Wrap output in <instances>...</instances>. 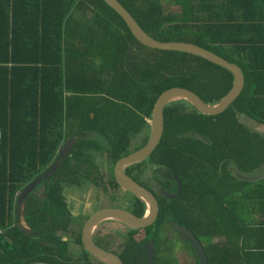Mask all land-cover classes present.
<instances>
[{
    "label": "trees",
    "instance_id": "obj_1",
    "mask_svg": "<svg viewBox=\"0 0 264 264\" xmlns=\"http://www.w3.org/2000/svg\"><path fill=\"white\" fill-rule=\"evenodd\" d=\"M118 2L150 39L195 45L244 76L240 95L221 114H200L182 100L163 108L162 134L146 159L168 193L177 188L172 175L181 189L172 199L158 195L156 219L144 229L153 264H175L161 255L157 238L164 228L176 234L171 223L196 237L208 264H264V177L248 181L231 170L249 174L264 164V138L238 119L264 124V50L250 33L256 18L264 21V0ZM231 85L227 69L204 59L142 47L102 0H0V242L13 255H0V264H70L56 234L72 221L63 195L72 161L93 165L90 154L100 153L113 165L143 147L152 104L166 89L185 88L214 104ZM64 140L73 143L70 156L44 179ZM136 199L132 212L140 217L144 204ZM143 247L129 237L123 264H145Z\"/></svg>",
    "mask_w": 264,
    "mask_h": 264
},
{
    "label": "water",
    "instance_id": "obj_2",
    "mask_svg": "<svg viewBox=\"0 0 264 264\" xmlns=\"http://www.w3.org/2000/svg\"><path fill=\"white\" fill-rule=\"evenodd\" d=\"M105 5L115 11L126 24L129 29L131 36L134 40L149 50L160 51V52H175L181 54L192 55L201 59H204L211 64L218 65L222 68L227 69L232 75V85L230 90L225 94L217 103L209 104L201 99L194 92L179 87H172L162 91L155 99L152 104L150 111V117L147 121L148 125V136L145 144L142 148L130 153L129 155L119 159L114 166V178L119 187L129 192L130 194L139 198L144 204L143 214L139 217L133 213L118 209V208H103L92 213L85 224L82 227L80 241L84 251L96 259L102 264H122L121 261L114 255L104 252L97 248L90 239L91 233L94 228L101 222L114 221L118 222L129 229L139 231L150 227L157 214V203L152 195L142 188L139 184L134 182L131 178L126 176L123 172V168L127 165L137 163L148 157L154 148L157 146L161 134H162V111L163 108L174 101H186L200 114L215 116L224 112L232 102L240 95L244 86V76L239 66L233 63H228L223 59L217 57L211 52L201 49L195 45L185 43H159L150 39L147 34L141 29L136 23L134 18L128 13V11L118 2V0H102ZM67 154V151L65 152ZM62 156H58L54 165L46 173V177L51 175L60 162ZM177 181V189L174 193L170 194L162 191L166 199L174 198L181 189V183L178 177L175 176ZM34 185L28 186L21 193V199H24L29 192L33 190ZM171 226L175 233L185 241L194 252L198 264H208L206 254L204 252L203 245L196 239V237L185 227L171 223ZM16 227L23 233H28V230L22 224H17ZM152 241L144 243V263L153 264L152 262ZM31 264H46V263H31Z\"/></svg>",
    "mask_w": 264,
    "mask_h": 264
},
{
    "label": "flooded vegetation",
    "instance_id": "obj_3",
    "mask_svg": "<svg viewBox=\"0 0 264 264\" xmlns=\"http://www.w3.org/2000/svg\"><path fill=\"white\" fill-rule=\"evenodd\" d=\"M135 140H137V138ZM135 140L132 142V144H135L136 142ZM138 149L140 148H137L136 150ZM68 156H70V153L66 157ZM90 156L91 157L94 156V159H92L93 165L87 164L86 162H85L86 164H81L79 161L75 159V161H72L73 170L70 173V177L63 180V182H65L64 184L61 183L64 185L63 195L67 202L68 208L70 210V215L72 216L71 222L73 221L77 222L73 224L77 228L76 232L72 231L70 235L72 237V245L70 247L76 250L75 251L76 258L71 257L70 253L69 254L67 253L66 255V258H68V262L70 264H102L96 259L89 256L82 247V244L80 241V235H81V230H82L83 225L85 224L88 217L92 213L100 209H103V208H118V209L126 210V211L133 213L132 211L135 208V204L137 200L136 196L130 194L129 192L125 191L124 189H122L121 187L117 185L115 178H114V166L116 163L113 165L108 163L100 153H91ZM146 161L147 159L145 158L142 161H139L137 163L127 165L123 168V172L126 176H128L134 182L142 186V188L147 190L152 195V197L155 199L157 203V197L160 194V192L165 191L168 193V191L162 187L163 182L161 183L160 180H162L163 177L161 176V174L154 169L153 165H151L149 162L146 163ZM141 162L143 164H139ZM135 164H139V166ZM172 176H173V179L175 180V175H172ZM154 178L156 179L158 184H160L159 186L155 184ZM143 180H145L146 184L148 183L150 184L149 185L150 188L147 187L148 185H146ZM175 182L177 185L176 180ZM106 195L110 196V206L99 207L97 209L92 208L94 205L99 204V202L103 198H105ZM125 195H127L126 197L127 199L125 198ZM89 196H91L90 202L88 201ZM71 198L73 199L74 206L71 203H69L68 199H71ZM87 203H90L88 205L89 207L88 206L84 207L85 204ZM72 210L76 211V213L72 214ZM80 222L82 223L81 226L78 225ZM109 223H114V224L121 226V228L124 231L123 233H121L118 230H116V232L119 233V235L116 237L119 238L120 241L123 243L121 249L119 250H117V248L109 247L108 244L104 240L98 238L96 235L99 232L98 229L101 227L102 224H109ZM123 226L124 225L118 222L104 221V222L99 223L94 228L90 236L91 242L97 248L101 249L104 252H107V253H110L116 256L121 261L122 264H123L122 259H121L123 255L122 252L125 249L127 243L129 242V237L132 238L136 243H140V242L145 243V242L152 241V240H145V234L139 240L136 239V236L139 234V232L144 231V230H139L137 232H135L134 230L133 232H131L128 230L129 228H127L126 226L124 227ZM174 235L176 236V241L178 242V244H180L181 246H184L186 242L183 241L177 234H174ZM77 238H78V242H77ZM161 253H163V251H161ZM188 253L190 252L187 251V254H186L190 259L189 264H198L195 254H194L195 257H193L191 253H190V256L188 255ZM152 256H153V253H152ZM143 258H144V254H143ZM64 262H65L64 259L59 260V263H64Z\"/></svg>",
    "mask_w": 264,
    "mask_h": 264
},
{
    "label": "rangeland",
    "instance_id": "obj_4",
    "mask_svg": "<svg viewBox=\"0 0 264 264\" xmlns=\"http://www.w3.org/2000/svg\"><path fill=\"white\" fill-rule=\"evenodd\" d=\"M168 9L172 13L177 12V8L174 7V6H171ZM199 93L205 95L206 97L210 95V91L209 90H204V88H201V87L199 89ZM95 138L99 140L98 137H95ZM91 159H94V156H92ZM62 172H64V171H62ZM143 181L146 184L145 180H143ZM154 182H155L156 185H158V186L160 185V184H158V182L156 181L155 178H154ZM146 185H148L147 187L150 188V186H149L150 184L149 183L146 184ZM38 192H39V190H37L35 192V194H38ZM161 192H160V194H161ZM126 197H127V195H125V198ZM88 199H89L88 201L90 202L91 196H89ZM68 200H69V203H71L74 206L73 199L71 198V199H68ZM89 204L90 203L85 204L84 207L88 206ZM104 206H110V196L109 195H106L105 198H103L99 202V204L94 205L92 208H96L97 209L99 207H104ZM75 213H76V211L72 210V214H75ZM71 223H69V228H68L67 232H65V233L64 232H59V233L56 234V236L59 237L60 239H62L67 244L68 248H67L66 255H67V253L68 254L70 253L71 257L76 258V253H75L76 250L72 249V247H70L72 245V237L70 235H71L72 231L76 232L77 228L73 224H75L77 222L73 221ZM81 224L82 223L80 222L78 225L81 226ZM116 230H118L121 233L124 232L123 229L121 228V226H119L117 224H114V223L102 224L101 227L98 229L99 232L96 235H97L98 238L104 240L108 244L109 247L117 248V250H119V249H121L123 243L120 241L119 238L116 237V236L119 235V233L116 232ZM167 233H169V234H167ZM144 234H145L144 231H140L139 234L136 236V239L139 240L140 238L143 237ZM157 238H158V241H159V247H160L161 251H163V254H161L163 257H166L168 260H170L172 262H175V264H189V260L190 259L186 255L187 254V249H186L185 244L183 243L185 247L181 246L180 244H178V242L176 241V236L174 235V233L172 231H170V229L164 228L161 231H159V233L157 235ZM217 241H221V240H216V242ZM188 255L190 256V253H188Z\"/></svg>",
    "mask_w": 264,
    "mask_h": 264
},
{
    "label": "crops",
    "instance_id": "obj_5",
    "mask_svg": "<svg viewBox=\"0 0 264 264\" xmlns=\"http://www.w3.org/2000/svg\"><path fill=\"white\" fill-rule=\"evenodd\" d=\"M255 14H253V15H255ZM259 15H261V14L257 13L256 16L258 17V19L262 20L259 17ZM262 15H264V9L262 11ZM254 18H256V17H254ZM250 26H251L250 27L251 38L256 40V41H254L255 45H257L256 47L258 49H263L264 50V32L260 33L264 29V21H258L257 18H256L255 24L254 25H250ZM259 53L263 55V59L262 60L264 61V51L259 52ZM253 59L255 60V62H257L256 57H253ZM260 82H258V84ZM238 119H239L240 124H242L244 128H246L247 130H249L251 132L257 133L258 135L262 136V138H264V124L263 123H260V122L254 120V119H251L248 116L241 115V114L238 116ZM135 141H136V144H137V142L139 141V136L137 137V140H135ZM134 145L135 144H132L131 146H134ZM72 147H73V143H71L70 141H66V140L62 141V143L60 144V146L58 148L56 156L52 160V163L42 173V177L44 179H49L50 176H52L55 173V171L58 168H60L59 166L62 165V161L60 162V164L58 165L56 170L51 175H48L47 177L45 176L46 173L50 170V168L54 165V163H55L56 159L58 158V156H62V160L64 158L66 159V156L70 153V151L72 150ZM66 151H67V154H65ZM91 161H93V160H91ZM231 170H232V173H233L234 176H236V177H238L240 179L243 178V179L248 180V181H256V180H258V178L262 179L264 177V164L257 171H254V172L249 173V174L241 173L235 167H231ZM39 183H40L39 180H35L34 182H32V184H30L28 186L34 185V186H32L33 189H34ZM21 210H22V208L21 209H17L16 216L21 214ZM259 214H262V213L259 212V213L256 214L257 219H258ZM19 216H21V215H19ZM260 219L264 222V214L260 216ZM17 224L24 225L26 230H28V228L25 226L24 223H17ZM28 232H29V230H28ZM0 234H1V232H0ZM217 240H221V241H217V242H222L223 241L222 239H217ZM215 242H216V240H215ZM6 246H7V248L10 247V244L7 241L3 240V241L0 242V255H7L6 257L13 256V255H10V253H9V255L6 253L7 252V250L5 249Z\"/></svg>",
    "mask_w": 264,
    "mask_h": 264
}]
</instances>
